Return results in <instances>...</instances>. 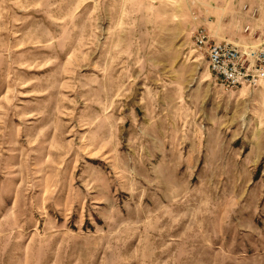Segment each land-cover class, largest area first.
<instances>
[{"label": "rangeland", "instance_id": "rangeland-1", "mask_svg": "<svg viewBox=\"0 0 264 264\" xmlns=\"http://www.w3.org/2000/svg\"><path fill=\"white\" fill-rule=\"evenodd\" d=\"M198 25L264 0H0V264H264V89Z\"/></svg>", "mask_w": 264, "mask_h": 264}, {"label": "built area", "instance_id": "built-area-1", "mask_svg": "<svg viewBox=\"0 0 264 264\" xmlns=\"http://www.w3.org/2000/svg\"><path fill=\"white\" fill-rule=\"evenodd\" d=\"M250 11L255 16L256 9ZM244 32L251 34L250 26ZM257 33L253 32L247 44L216 41L204 25H198L191 36L194 50L207 58L210 72L225 87L264 89V32Z\"/></svg>", "mask_w": 264, "mask_h": 264}, {"label": "crops", "instance_id": "crops-1", "mask_svg": "<svg viewBox=\"0 0 264 264\" xmlns=\"http://www.w3.org/2000/svg\"><path fill=\"white\" fill-rule=\"evenodd\" d=\"M224 40H226V39H224Z\"/></svg>", "mask_w": 264, "mask_h": 264}]
</instances>
